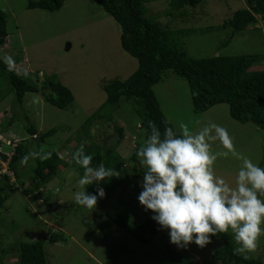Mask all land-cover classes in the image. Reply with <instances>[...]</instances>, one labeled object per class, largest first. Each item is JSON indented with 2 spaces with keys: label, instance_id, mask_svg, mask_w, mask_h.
<instances>
[{
  "label": "rangeland",
  "instance_id": "374dc122",
  "mask_svg": "<svg viewBox=\"0 0 264 264\" xmlns=\"http://www.w3.org/2000/svg\"><path fill=\"white\" fill-rule=\"evenodd\" d=\"M26 1L0 0V10L6 16L7 33L0 58L5 62V57H11L15 62L12 68L18 75L29 73L28 78L38 87L54 76L68 88L73 101L68 109L59 110L45 103L38 93H25L20 106L12 110L25 113L39 132L56 129V133L41 145V150L48 153L60 147L59 156L66 166H59L51 181L41 190L33 191L29 188L34 167L32 160L29 159L27 164L20 160L16 164L19 174L15 180L6 165L7 160L3 162L0 158V179L7 175L9 183L16 189H10L0 181V187L8 195L0 210V264H14L16 250L12 248L13 244L42 240L49 231L58 235L59 242L52 245L44 243L45 264H166L163 245L187 256L193 264H220L210 259V255L221 247L218 239H210L211 243L203 248L194 243L178 248L170 243L165 229L156 235V245L148 248L132 242L104 217L105 212L124 211L134 222L143 220L148 212L138 202L143 175L110 192L105 191L106 184L102 181L96 184V190L97 187L103 188L105 196L98 199L94 209L75 203L73 193L83 189L78 184L80 175L71 167L68 151L83 141V135H79L81 124L104 101L101 86L113 79H126L135 70L136 61L120 48L119 25L93 0H65L55 12L26 9ZM244 5V0H199L196 5L183 8L185 16H165L166 0H150L145 4L148 15L154 18L155 14L159 15L155 21L172 32L178 46L189 57L245 54L264 57L263 28H246L234 35L227 45L219 47L229 34L228 28H222V22ZM262 22L260 20V24ZM178 30L182 33L177 35L175 31ZM262 69L264 59L250 67L251 71ZM152 91L163 116L176 131H179L180 123L187 124L193 131L209 122L219 124L228 130L238 152L264 168V129L251 123L233 121L226 104L215 105L205 112H194L185 80L171 71L163 74ZM11 97L6 86L1 85L0 121H6L5 115L8 114L4 113L14 105L10 102ZM127 109L128 106L122 105L112 110L111 121L97 120L86 130L91 133L90 142L114 148L122 159L132 153L134 141L142 140L138 121ZM21 114L18 116L22 119ZM21 127V123L14 120L11 126L0 128L1 137L23 145L22 140L27 136ZM114 127L123 129L119 144ZM212 149L224 151L218 141L213 142ZM10 151L0 143L1 153L6 152L9 156ZM27 151L28 154L29 146ZM240 164L241 161L231 154L220 156L214 164V171L234 185ZM137 165V169L144 170L139 161ZM18 180L22 183L17 187L14 182ZM88 190L86 187L88 194H96V191ZM42 198H47L49 203L45 205ZM228 234L233 236L231 231ZM249 257L264 264V235Z\"/></svg>",
  "mask_w": 264,
  "mask_h": 264
},
{
  "label": "trees",
  "instance_id": "16d2710c",
  "mask_svg": "<svg viewBox=\"0 0 264 264\" xmlns=\"http://www.w3.org/2000/svg\"><path fill=\"white\" fill-rule=\"evenodd\" d=\"M64 1L27 0L25 8L55 12L61 8ZM93 1L119 25L120 48L136 61L135 70L126 79L122 81L113 79L101 86L105 94L104 101L87 117L79 129V133L83 135L82 142H87L85 152L93 156V165L102 162L106 167H115L120 172L118 178L112 177L102 181L106 184V192L113 191L122 183L143 175L144 170L137 169L136 152L144 144L149 134V121H153L162 133L166 127L173 128L163 116L152 91V87L161 81L166 71H171L175 76L185 80L191 108L194 112H205L215 105L226 104L228 115L233 121L240 124L251 123L259 129H264V69L250 70L251 66L263 61V56L245 54L192 58L187 56L184 50L178 46L172 32H168L155 21L159 15L155 14V18L148 15L149 10L145 4L150 0ZM166 2L165 16H185L186 12L183 11V8L194 6L199 0H166ZM244 4L243 8L233 11L230 17L222 22V28H228L229 34L219 47L227 45L234 35L242 33L246 28L264 29V0H244ZM256 15L263 21L261 27H256ZM5 19L4 12L0 10V49L7 37ZM175 33L178 35L182 31L178 30ZM21 74L18 75L14 68L10 69L0 58V86H6L8 94L12 96L10 102L14 104L8 113H4L8 114L5 115L7 119L0 126L2 128L6 125L10 126L16 120L21 123V129L27 136L26 139L22 140L23 145L18 143L14 147L12 156L7 163L15 180L19 174L16 164L27 154V146L30 148L29 152L34 150V145L35 150L42 152L41 145L56 133V129L51 128L45 132H39L27 119L25 113L21 114L22 112L12 110H16L20 106L25 93H38L45 103L59 110L68 109L73 101V96L68 88L54 76L47 78L38 87L28 78L29 73ZM3 89L5 91L4 87ZM122 105L128 106L127 110L130 111V115L137 119L142 138V140L134 141V149L125 159L119 157L114 152V148L103 147L90 142L91 133L86 132L91 123L97 120L111 121V111L121 108ZM20 114L22 119L18 116ZM114 131L119 136V144L123 137V129L114 127ZM25 142L27 146L24 145ZM81 143L68 151L71 167L80 176L83 175V169L74 163L72 153ZM58 150L48 152L51 153L50 158L31 159L34 165L30 176L29 188L31 190H41L54 178L59 166H66V163L59 156ZM0 158L5 160L1 154ZM1 180L10 189L16 190L14 185L9 183L7 175H2ZM15 182L17 187L22 183L19 180ZM87 190L89 192L90 190L96 191V184L87 186ZM7 196V194L0 192V210L4 207ZM42 201L45 205L49 203L47 198H42ZM153 215L154 213L148 211L142 221L134 222L124 211L104 213V217L120 229L126 237H129L132 242L148 246V248L156 245L155 237L162 231L152 219ZM212 238L218 239L221 247L210 255L211 261L220 264H262L259 260L250 257L245 259L243 256L235 255L234 249L238 245L231 234H219L210 237V239ZM57 242H59L58 235L50 231L45 239L13 244L12 248L16 250V252L14 251L16 253L14 264H45L44 243L52 245ZM163 252L166 264H193L190 258L170 249L167 245H163Z\"/></svg>",
  "mask_w": 264,
  "mask_h": 264
},
{
  "label": "clouds",
  "instance_id": "9594fccd",
  "mask_svg": "<svg viewBox=\"0 0 264 264\" xmlns=\"http://www.w3.org/2000/svg\"><path fill=\"white\" fill-rule=\"evenodd\" d=\"M259 19L256 27H261ZM5 63L11 69L15 62L5 57ZM148 127L149 134L136 152L144 169L139 204L154 213L152 219L160 229L168 230L170 243L178 248L192 243L203 248L211 243L210 237L231 231L238 245L234 254L248 259L264 235V168L238 152L228 130L214 122L195 131L185 123L179 124V131L166 127L163 133L153 121L148 122ZM4 140L0 136L1 145L11 150L9 156L0 152L5 157L1 161L7 160V165L18 141L12 147L5 141L14 140ZM217 141L224 151H213L212 144ZM86 143L72 153L74 163L83 169L78 180L83 190L73 196L76 204L94 209L98 199L105 196L104 190L97 187L96 194H88L86 187L118 178L120 172L102 162L93 165V156L85 152ZM33 147L21 158L22 164L29 159L50 158L51 153ZM229 154L241 161L234 185L214 171L218 157Z\"/></svg>",
  "mask_w": 264,
  "mask_h": 264
},
{
  "label": "crops",
  "instance_id": "0c3cea01",
  "mask_svg": "<svg viewBox=\"0 0 264 264\" xmlns=\"http://www.w3.org/2000/svg\"><path fill=\"white\" fill-rule=\"evenodd\" d=\"M4 115H5V114H4ZM4 115H3V116H4ZM5 117H6V116H5ZM4 121H5V120L2 119V120L0 121V125H2V124L4 123ZM6 126H8V125H6ZM6 126L3 127V128L5 129ZM10 126H11V125H10ZM1 127H2V126H0V128H1ZM3 128H2V129H3ZM0 132H1V131H0ZM3 133H4V131H3ZM79 135H80V133H79ZM0 136H3V134H0ZM58 171H59V170H58ZM0 181H1V179H0ZM0 184H2V182H1ZM0 192H1V193H5V191H4L3 188H1V187H0ZM28 195H31V194H27V196H28ZM31 196H32V195H31Z\"/></svg>",
  "mask_w": 264,
  "mask_h": 264
},
{
  "label": "built area",
  "instance_id": "2783aa9c",
  "mask_svg": "<svg viewBox=\"0 0 264 264\" xmlns=\"http://www.w3.org/2000/svg\"><path fill=\"white\" fill-rule=\"evenodd\" d=\"M15 142H16L15 140L13 142L5 141V144H9L10 146L13 147L15 145Z\"/></svg>",
  "mask_w": 264,
  "mask_h": 264
},
{
  "label": "water",
  "instance_id": "95a60500",
  "mask_svg": "<svg viewBox=\"0 0 264 264\" xmlns=\"http://www.w3.org/2000/svg\"><path fill=\"white\" fill-rule=\"evenodd\" d=\"M50 231L47 233V236L49 235Z\"/></svg>",
  "mask_w": 264,
  "mask_h": 264
}]
</instances>
